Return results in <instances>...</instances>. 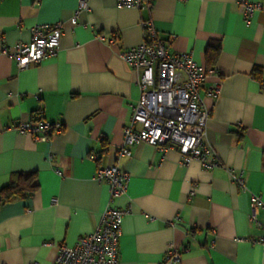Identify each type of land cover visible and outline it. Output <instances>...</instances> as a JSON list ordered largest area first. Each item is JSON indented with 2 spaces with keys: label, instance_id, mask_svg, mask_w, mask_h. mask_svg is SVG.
Instances as JSON below:
<instances>
[{
  "label": "crops",
  "instance_id": "crops-1",
  "mask_svg": "<svg viewBox=\"0 0 264 264\" xmlns=\"http://www.w3.org/2000/svg\"><path fill=\"white\" fill-rule=\"evenodd\" d=\"M76 7L77 0H0V48L27 42L36 25L60 21L63 29L55 55L41 63L19 69L0 52V187L12 172H35L38 182L29 197L0 204V264H50L59 245L96 228L108 188L94 174L112 164L128 175L113 203L129 210L118 264H158L169 246L182 252L179 264H264V229L248 220L251 194L264 201V10L245 21L235 0H153L148 10L88 0L72 24ZM141 18L169 51L216 70L200 89L211 168L146 142L115 156L140 95L138 74L120 53L141 43ZM211 42L220 45L214 62L205 57ZM216 79L212 100L205 90ZM39 115L61 132L40 141L15 130ZM240 171L245 190L232 179ZM256 216L264 221V208Z\"/></svg>",
  "mask_w": 264,
  "mask_h": 264
},
{
  "label": "built area",
  "instance_id": "built-area-1",
  "mask_svg": "<svg viewBox=\"0 0 264 264\" xmlns=\"http://www.w3.org/2000/svg\"><path fill=\"white\" fill-rule=\"evenodd\" d=\"M117 6L148 10L153 0H116ZM236 11L247 21L264 5L251 0H235ZM88 10V0H77V7L70 18L76 24L77 14ZM142 41L136 46L123 49L120 57L138 74L139 99L131 108L128 123L122 131L123 145L115 152L116 157L130 156L132 145L146 142L155 148H173L181 163L196 159L203 167L217 164L212 149L205 139L208 108L203 105L200 89L208 74L189 52H171L167 42L157 36L149 18H141ZM60 21L36 25L31 28L27 42H18L14 48L3 46L0 52L11 57L19 69L31 63L38 64L55 55L62 34ZM116 34L108 40L113 43ZM221 81L216 79L205 90V96L214 100L220 93ZM35 140L45 141L61 132L59 122H50L40 115L34 122L21 120L15 127ZM95 159V154L89 155ZM60 174L59 171H57ZM94 179L108 188V200L101 212L99 223L91 232L80 236L72 246L61 244L50 264H118L121 223L128 208L113 205L116 198L125 193L128 175L115 164L98 167ZM245 190L243 172L232 177ZM249 222L264 229V221L256 216V210L264 208V201L256 194L250 196ZM182 252L171 246L162 254L158 264H179ZM29 264H36L30 262Z\"/></svg>",
  "mask_w": 264,
  "mask_h": 264
},
{
  "label": "trees",
  "instance_id": "trees-1",
  "mask_svg": "<svg viewBox=\"0 0 264 264\" xmlns=\"http://www.w3.org/2000/svg\"><path fill=\"white\" fill-rule=\"evenodd\" d=\"M219 50V43H208L205 49L206 61L214 62ZM37 187L38 182L35 172H12L7 183L0 187V204L14 198L29 197Z\"/></svg>",
  "mask_w": 264,
  "mask_h": 264
}]
</instances>
